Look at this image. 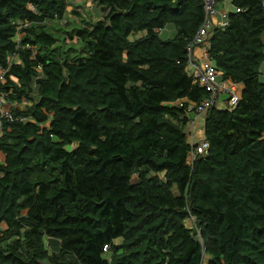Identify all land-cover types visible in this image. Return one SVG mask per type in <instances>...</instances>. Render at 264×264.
Returning <instances> with one entry per match:
<instances>
[{
	"label": "trees",
	"instance_id": "16d2710c",
	"mask_svg": "<svg viewBox=\"0 0 264 264\" xmlns=\"http://www.w3.org/2000/svg\"><path fill=\"white\" fill-rule=\"evenodd\" d=\"M72 1L0 0V98L27 103L0 132V264H264V0H229L210 30L242 91L207 112L196 158L204 0H94L106 17L64 51L47 24Z\"/></svg>",
	"mask_w": 264,
	"mask_h": 264
},
{
	"label": "built area",
	"instance_id": "2783aa9c",
	"mask_svg": "<svg viewBox=\"0 0 264 264\" xmlns=\"http://www.w3.org/2000/svg\"><path fill=\"white\" fill-rule=\"evenodd\" d=\"M206 8V21L199 30L194 41L187 47L188 52V74L194 78V81L206 89L210 93V97L207 101L202 102L200 105H192L190 112H195L199 116H205L207 112L214 106L219 104L220 97L226 95L228 102L227 108H235L240 99V87L231 81H224L221 79V75L212 63L208 53H204L203 59H197L195 57V50L198 47L206 45L209 47V33L214 24L225 27L227 25V13H222L218 9L216 0H204ZM239 12V10H237ZM221 17L219 23L216 18ZM0 79L4 82L3 75H0ZM4 121H12V115L9 111L4 109V101L0 98V132ZM210 145L207 140H201L192 144V157L196 158L199 155L207 153Z\"/></svg>",
	"mask_w": 264,
	"mask_h": 264
},
{
	"label": "rangeland",
	"instance_id": "374dc122",
	"mask_svg": "<svg viewBox=\"0 0 264 264\" xmlns=\"http://www.w3.org/2000/svg\"><path fill=\"white\" fill-rule=\"evenodd\" d=\"M218 9L225 10L230 13L234 7L231 2L227 0L224 5H219ZM106 15L107 12H105L103 8L94 0H75L69 3L64 19L62 21L48 22L47 28L50 34L57 39V47H61L65 51L67 49H71V47H78V38L76 37L77 30L92 29V25L99 20H103ZM70 35H72V39ZM160 37L164 40L172 38L171 36L166 35L164 31L160 33ZM262 70L264 74V65ZM5 105L6 107L4 109L11 111L14 106L19 109H24L27 103L17 106V104H9V102H6ZM200 140L201 139L196 136L195 139L190 140V143L196 145V143L200 142ZM4 161V155L0 154V162ZM186 225L188 227H193L194 222L192 220H188ZM57 243L58 245L56 249L60 247L59 241H57ZM207 262L208 257H205L204 264H207Z\"/></svg>",
	"mask_w": 264,
	"mask_h": 264
},
{
	"label": "crops",
	"instance_id": "0c3cea01",
	"mask_svg": "<svg viewBox=\"0 0 264 264\" xmlns=\"http://www.w3.org/2000/svg\"><path fill=\"white\" fill-rule=\"evenodd\" d=\"M219 7V5H218ZM222 13H229L225 10H220ZM221 17L216 18V21H220ZM216 25V24H215ZM166 35L171 36L172 38L176 34V29L172 26H169L165 31ZM210 45V43H209ZM209 47L206 45H203L201 47L196 48L195 50V57L197 59H203L204 53H208ZM228 82V81H227ZM241 87V86H239ZM242 91V88H239ZM227 96L222 95L219 100V108L224 109L227 106ZM190 123L188 124L187 131H188V141L190 143L191 139H195L196 136H198L201 140L205 139V118L202 116H199L197 114H189ZM196 134V135H195ZM200 140V141H201ZM191 144V143H190ZM58 243L55 241L52 245L53 247H57Z\"/></svg>",
	"mask_w": 264,
	"mask_h": 264
},
{
	"label": "clouds",
	"instance_id": "9594fccd",
	"mask_svg": "<svg viewBox=\"0 0 264 264\" xmlns=\"http://www.w3.org/2000/svg\"><path fill=\"white\" fill-rule=\"evenodd\" d=\"M217 5H218V4H217ZM220 75H221V73H220ZM227 100H228V99H227ZM226 108H227V106H226ZM226 108H225V109H226ZM202 117H204V118H205V116H202ZM203 140H204V139H203Z\"/></svg>",
	"mask_w": 264,
	"mask_h": 264
}]
</instances>
